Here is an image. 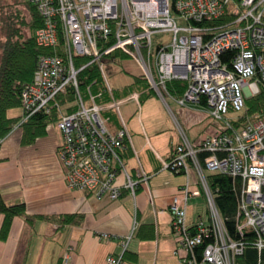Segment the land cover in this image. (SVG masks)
I'll return each mask as SVG.
<instances>
[{
    "label": "built area",
    "instance_id": "2783aa9c",
    "mask_svg": "<svg viewBox=\"0 0 264 264\" xmlns=\"http://www.w3.org/2000/svg\"><path fill=\"white\" fill-rule=\"evenodd\" d=\"M42 19L35 32L41 54L32 80L21 92V119L57 110L62 134L57 153L69 188L96 198L117 199L123 190L135 195L149 175L133 173L124 157L132 144L120 111L123 99L112 93L104 71V56L119 50L135 59L142 77L162 97L167 83L182 81L186 89L175 98L181 106L206 109L213 132L195 145L178 124L181 141L162 169L187 173L192 167L199 188L187 184L170 205L172 229L185 251L178 264H235L247 246L229 233L207 182V174L221 172L241 182L236 230L250 232L249 244L264 249V117L236 130L231 116L245 108V100L264 83V0H31ZM181 19L180 26L177 19ZM169 33L170 39L154 37ZM233 51L231 68L221 58ZM78 59H85L77 66ZM95 64L103 88H82L79 72ZM69 95L73 97L69 100ZM65 98V103L61 99ZM140 111V95L129 94ZM204 102L205 105H202ZM69 108L66 110V108ZM121 127L112 130L110 112ZM201 154H204L203 156ZM203 195L208 222L188 225L186 203ZM123 251L109 255L106 264H126ZM203 246L200 256L196 248ZM72 247H68V251ZM68 251L63 260H69Z\"/></svg>",
    "mask_w": 264,
    "mask_h": 264
},
{
    "label": "crops",
    "instance_id": "0c3cea01",
    "mask_svg": "<svg viewBox=\"0 0 264 264\" xmlns=\"http://www.w3.org/2000/svg\"><path fill=\"white\" fill-rule=\"evenodd\" d=\"M145 96L146 93L140 95V111L137 110L140 135L132 136L125 122L132 142L125 150L131 153L125 156L126 163L133 173L141 167L149 175L147 183L138 185L135 195L123 190L117 199H98L89 192L69 188L57 153L62 142L57 125L54 129L48 126L47 133L32 144L21 143L20 127L1 141L0 193L5 201L24 202L29 215L55 219L28 223L16 216L7 237L0 239V264H106L107 256L122 253V241L127 237L126 249L137 255L136 261L128 264H178L185 251L173 233L170 205L174 196H181L185 185L197 189L199 181L192 167L187 173H171L162 169V163L181 141L178 124L195 145L213 132L214 124L204 107H179L177 97L169 93L175 102L174 109H170L173 134L157 126L147 128L141 120V99ZM15 109L8 110V116H21V108L13 113ZM189 109L200 110L203 115L197 117ZM118 119L115 116L112 130L121 127ZM194 126L200 127L196 133H192ZM64 214H81L83 218L80 223L62 224L56 217ZM208 219L204 196L191 197L186 203L187 224ZM3 220L0 213V228ZM69 246L72 248L68 251ZM67 251L69 260L64 262Z\"/></svg>",
    "mask_w": 264,
    "mask_h": 264
},
{
    "label": "trees",
    "instance_id": "16d2710c",
    "mask_svg": "<svg viewBox=\"0 0 264 264\" xmlns=\"http://www.w3.org/2000/svg\"><path fill=\"white\" fill-rule=\"evenodd\" d=\"M3 0H0L2 4ZM15 5H22L28 11L29 18L26 19L23 11L14 7L7 11L1 5L0 12V33L3 37L0 40V143L18 125L21 116H8V110L20 108V97L23 87L28 84L33 77L37 66L38 58L41 54L52 53L51 49H44L37 45L35 32L42 26V19L31 0H13ZM23 28H28L29 34L25 35ZM111 60L117 58H129L119 50L113 51L104 56ZM234 57L233 51H227L221 56L222 60L231 68V59ZM85 59H78L77 66L81 65ZM81 86L93 84V91L103 88L102 78L98 71V66L92 64L79 72ZM148 85L138 77L126 87L115 91L117 97H124L137 88ZM259 92L245 100V108L237 117L232 119L233 127L238 130L245 127L251 121L264 117V83L258 84ZM168 92L174 97L183 95L186 84L182 81H170L167 83ZM69 100L73 97L69 95ZM65 103V98L61 99ZM202 105H205L202 102ZM66 110L69 109L65 107ZM59 119L57 110L51 113L38 112L27 121L19 125L22 128L21 143L23 145L32 144L38 137L47 133L48 126L56 123ZM18 127V128H19ZM131 153L124 152V157H129ZM202 156L204 154H201ZM125 157V158H126ZM183 173V172H180ZM207 182L214 196L215 202L224 219L225 225L237 240L245 241L247 246L244 252L237 257L235 264H264V249L261 252L249 244L250 232H246L242 237L236 230L237 207L241 182L238 178H233L227 174L211 172L207 174ZM0 213L4 215V220L0 228V239H5L9 233L12 220L16 216L23 217L28 223L35 219H55L53 216L29 215L24 202L8 204L0 193ZM62 224L80 223L83 216L81 214H64L56 217ZM203 246L196 248V255L200 256ZM137 255L126 249L123 253V260L126 264L135 262Z\"/></svg>",
    "mask_w": 264,
    "mask_h": 264
},
{
    "label": "rangeland",
    "instance_id": "374dc122",
    "mask_svg": "<svg viewBox=\"0 0 264 264\" xmlns=\"http://www.w3.org/2000/svg\"><path fill=\"white\" fill-rule=\"evenodd\" d=\"M1 5L3 7V10L7 11L9 8H18L21 11H23V14L25 15L26 19L29 18L28 11H26L22 5H15L13 0H3L2 4H0V12H1ZM178 25H182L183 21L181 19H177ZM23 32L25 35L29 34L28 28H23ZM154 37H161L163 40L167 41L170 39L169 33H160L157 34ZM3 37L0 33V40H2ZM104 63V71L107 76V80L112 87V93L115 95V91L122 89L126 87L127 85L131 84L134 81L135 77L140 78L148 85H143L138 90H134L132 92H137L139 95L142 93H146V96L144 99H141V105H142V113H141V120L142 123L145 125V127H159L160 129L166 130L168 134H173V129L171 126L172 122V114L170 112V109H174V103L169 95L164 96L162 98L151 86L150 84L142 77V69L137 64L135 59L129 57V58H117V60H111L110 58L106 57L103 59ZM130 92V93H132ZM129 93V94H130ZM120 98V96L118 97ZM125 97H122L124 99ZM123 103L120 106V111L123 116V119L126 122L127 128L129 132L132 134V136H139L142 132V127L140 124V121L137 116V104L134 100L124 99ZM182 108H187L183 106H179ZM19 111V108L15 109L13 113H17ZM189 111L195 112L197 117L199 115H203L202 111L193 109ZM239 113H234L231 116L233 118L237 117ZM111 120L109 127H113L114 118L115 116L118 118L115 111L110 112ZM207 115V114H206ZM22 116V115H21ZM119 121V119H118ZM120 123V121H119ZM56 126V123H52L50 126V129H54ZM199 126H194L192 129V133H196V131L199 129ZM19 129V128H16ZM164 133V138H166V134ZM53 240V239H50ZM56 240V239H55Z\"/></svg>",
    "mask_w": 264,
    "mask_h": 264
},
{
    "label": "bare ground",
    "instance_id": "6f19581e",
    "mask_svg": "<svg viewBox=\"0 0 264 264\" xmlns=\"http://www.w3.org/2000/svg\"><path fill=\"white\" fill-rule=\"evenodd\" d=\"M218 173H221V172H218ZM223 174H225V173H223ZM228 175V174H227ZM230 176V175H229ZM237 210H238V207H237ZM235 239V238H234Z\"/></svg>",
    "mask_w": 264,
    "mask_h": 264
}]
</instances>
